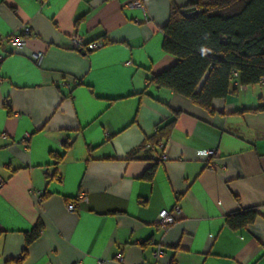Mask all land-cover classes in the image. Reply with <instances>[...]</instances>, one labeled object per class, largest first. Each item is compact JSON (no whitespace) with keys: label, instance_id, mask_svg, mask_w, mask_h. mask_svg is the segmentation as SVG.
I'll use <instances>...</instances> for the list:
<instances>
[{"label":"crops","instance_id":"obj_1","mask_svg":"<svg viewBox=\"0 0 264 264\" xmlns=\"http://www.w3.org/2000/svg\"><path fill=\"white\" fill-rule=\"evenodd\" d=\"M133 1L0 0V264H264V111L248 110L264 83L232 82L213 113L148 83L175 61L162 49L171 2L196 0ZM72 35L104 43L78 51ZM246 208L252 223L227 226Z\"/></svg>","mask_w":264,"mask_h":264},{"label":"trees","instance_id":"obj_2","mask_svg":"<svg viewBox=\"0 0 264 264\" xmlns=\"http://www.w3.org/2000/svg\"><path fill=\"white\" fill-rule=\"evenodd\" d=\"M162 31V49L175 61L150 75L148 83L184 96L209 113L214 112L213 99L233 91L232 82L250 86L264 77V0H196L180 7L171 2ZM233 72L237 73L235 80ZM248 110L264 111V103ZM174 121L172 117L159 125L143 146L165 139ZM256 215L254 208H246L228 214L225 222L239 229L252 223ZM41 228L38 221L26 235L25 245Z\"/></svg>","mask_w":264,"mask_h":264},{"label":"built area","instance_id":"obj_3","mask_svg":"<svg viewBox=\"0 0 264 264\" xmlns=\"http://www.w3.org/2000/svg\"><path fill=\"white\" fill-rule=\"evenodd\" d=\"M129 5H135V6L141 7L142 2H141V0H136V1L130 2ZM144 20H146V16L144 17ZM28 34H30L29 27L26 26V25H23L20 28V33L19 34L10 35L9 37L6 38L7 43L9 44V46L14 51H19L25 45L26 35H28ZM70 41H71V44L74 47V49H76L78 51H83V49H85V50L96 49V48L100 47L104 43V41L101 40V39L100 40H96V41L86 42L83 39V37L78 36V35H72L71 38H70ZM42 56H43L42 52H36V53H33L32 58H33V60L35 61L36 64H40ZM236 77H237V73L233 72L232 80H235ZM259 83H261V84L264 83V77H262L259 80ZM5 138H6V133L0 132V139H5ZM27 139H28V135H25L18 142L26 144ZM205 155L207 157L213 155V149H207L205 151ZM3 184H4V181L0 178V188L3 186ZM33 194L35 196V199H36L37 203H40L42 198H43V192L41 190H34ZM85 199H86L85 193H80L77 196V200L69 202L67 204V208L69 210H74L77 201H82V200H85ZM174 209L178 210V206H175ZM173 222H174V217H173V215L170 212H168L165 209L160 210L158 212L156 223L161 229L165 230ZM163 254H164V251H163L162 247L159 246V245L153 251L154 259L159 258ZM115 259L121 260V255L117 254ZM101 262H102V259H99L97 261V264H100Z\"/></svg>","mask_w":264,"mask_h":264}]
</instances>
